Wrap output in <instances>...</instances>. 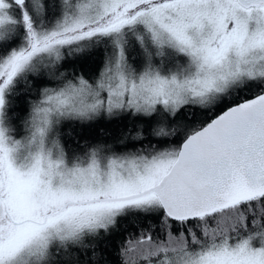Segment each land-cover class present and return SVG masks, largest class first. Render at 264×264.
Masks as SVG:
<instances>
[{
	"label": "snow or ice",
	"instance_id": "snow-or-ice-1",
	"mask_svg": "<svg viewBox=\"0 0 264 264\" xmlns=\"http://www.w3.org/2000/svg\"><path fill=\"white\" fill-rule=\"evenodd\" d=\"M0 264H264V0H0Z\"/></svg>",
	"mask_w": 264,
	"mask_h": 264
},
{
	"label": "trees",
	"instance_id": "trees-1",
	"mask_svg": "<svg viewBox=\"0 0 264 264\" xmlns=\"http://www.w3.org/2000/svg\"><path fill=\"white\" fill-rule=\"evenodd\" d=\"M131 230H132V231H135V229H131ZM121 239H123V237L118 236V237L116 238V243L118 244L119 241H120ZM113 252H115V249H113ZM113 258H115V256H113Z\"/></svg>",
	"mask_w": 264,
	"mask_h": 264
}]
</instances>
